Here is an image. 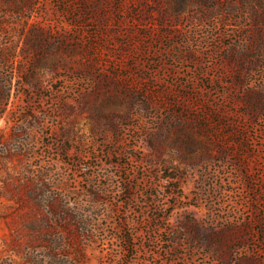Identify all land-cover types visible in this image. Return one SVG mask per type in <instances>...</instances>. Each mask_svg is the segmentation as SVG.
<instances>
[{
    "label": "rangeland",
    "instance_id": "374dc122",
    "mask_svg": "<svg viewBox=\"0 0 264 264\" xmlns=\"http://www.w3.org/2000/svg\"><path fill=\"white\" fill-rule=\"evenodd\" d=\"M0 264H264V0H0Z\"/></svg>",
    "mask_w": 264,
    "mask_h": 264
}]
</instances>
